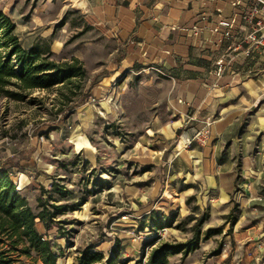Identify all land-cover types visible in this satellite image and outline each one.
<instances>
[{"label": "crops", "instance_id": "0c3cea01", "mask_svg": "<svg viewBox=\"0 0 264 264\" xmlns=\"http://www.w3.org/2000/svg\"><path fill=\"white\" fill-rule=\"evenodd\" d=\"M251 4V0H0V11L14 23L24 49L43 40L53 58L74 57L86 71L98 69L96 82H89L91 92L105 90L122 72L140 67L160 66L171 76L173 119L167 125L154 124L142 136L145 141L140 138L133 161L140 174L124 181L131 207L114 205L105 218L119 243L118 262L145 264L148 250L143 256L142 245L155 236L185 242L194 221L183 226L185 231L175 225L190 214L200 218L205 211L209 217L201 233L219 227L222 233L201 241L183 261L179 254L170 256L168 264H264V107L259 105L264 54L245 55L243 46L231 70L217 79L214 63L231 40L221 43L222 29L219 34L208 31L224 18L233 20L232 36L242 34L240 16ZM69 13L80 16V26L69 22ZM63 18L64 24L56 27ZM84 27L85 33L66 44ZM194 27L201 33L186 31ZM202 128L207 131L205 142L187 145ZM155 140H160L155 142L159 149L151 150L149 143ZM78 151L87 152L89 161V148ZM114 187L123 191L107 184L108 197L111 193L118 197ZM189 197H194L195 213L186 205ZM234 206L237 220L230 226L224 218ZM174 215L170 227L158 231L150 227L151 217L163 222ZM100 221L103 217L92 223ZM37 229L45 235L39 222ZM219 243V254L206 258ZM75 260L76 256L68 264ZM56 263L67 264L61 258Z\"/></svg>", "mask_w": 264, "mask_h": 264}, {"label": "rangeland", "instance_id": "374dc122", "mask_svg": "<svg viewBox=\"0 0 264 264\" xmlns=\"http://www.w3.org/2000/svg\"><path fill=\"white\" fill-rule=\"evenodd\" d=\"M66 18L73 25H81L80 16L74 13ZM80 49L81 46L76 51ZM92 67L86 71L83 81L82 92L86 90L83 104L77 107L69 104L64 116L57 114L61 99L55 91L32 92L24 101L0 95V169L9 170L11 181L27 199L32 212H37L36 199L41 190H50L54 181L72 191L67 200L58 204L82 202L74 212L59 217L62 223L57 226V233L53 227L48 235L54 248H60V258L67 264L77 256L75 250L85 248L91 252L99 250L105 258L111 257L112 249L119 243L105 218L113 213L114 205L131 207L132 200L124 192V181L140 174L133 166L140 138L154 124L167 125L173 119L169 105L172 80L162 67L122 72L105 90L91 92L89 82H96L98 72ZM80 100L76 98L75 103ZM259 105L264 107V100ZM156 141L160 140L149 143L153 145L151 150L159 149ZM83 147L92 153L89 161L87 152L78 151ZM94 178L120 186L123 191L118 193L119 188L114 187L118 197L113 193L108 197L107 188L91 186ZM121 196L126 199L120 201ZM188 207L192 209L193 202ZM102 217L103 221L97 225L92 223Z\"/></svg>", "mask_w": 264, "mask_h": 264}, {"label": "trees", "instance_id": "16d2710c", "mask_svg": "<svg viewBox=\"0 0 264 264\" xmlns=\"http://www.w3.org/2000/svg\"><path fill=\"white\" fill-rule=\"evenodd\" d=\"M63 18L56 27L64 24ZM88 28L73 35L66 44L85 33ZM86 80V70L82 62L77 58H70L61 62L53 59L47 43L37 41L33 46L24 49L15 33V25L11 19L0 11V95L13 101H24L27 96L36 91H55L60 97V108L57 114L64 116L68 111V105L80 106L84 102L86 90L82 92L83 81ZM81 98L77 104L76 98ZM91 186L99 189L107 187L106 182L94 178ZM94 192V191H92ZM89 193V192H87ZM72 191L64 186L52 182L50 190H41L36 199L37 212H32L27 199L17 190L10 179L7 169H0V264H57L62 255L55 251L48 235L53 227L61 225L59 217L74 212L82 202L75 204H58L67 200ZM194 201V197L186 200V205ZM234 206L225 216V224L234 225L237 216ZM198 211L194 206L192 213ZM175 215L163 222L156 216L151 217V228L155 231L170 227ZM209 214L202 212L200 218L194 214L186 216L183 221L175 225L176 229L191 221L194 223L188 229L191 237L185 242L163 241L158 236L144 242L142 245L143 256L148 250L145 264H168V258L180 255L183 261L189 254L199 248L201 241H206L222 233V227L210 228L201 233L203 223ZM41 223L45 235L37 229V223ZM65 237V236H63ZM221 249L219 243L216 248L206 255L207 257L218 255ZM119 248L115 246L111 251V257L105 258L102 253L91 252L85 248L78 251L75 264H116L118 263ZM30 261V262H28ZM124 264L125 262H119Z\"/></svg>", "mask_w": 264, "mask_h": 264}, {"label": "built area", "instance_id": "2783aa9c", "mask_svg": "<svg viewBox=\"0 0 264 264\" xmlns=\"http://www.w3.org/2000/svg\"><path fill=\"white\" fill-rule=\"evenodd\" d=\"M252 4L249 5L241 13L242 34L236 36L231 35L233 27V20L219 18L213 27L208 31L213 34L221 33V43H231L226 45L224 52L215 61L212 73L215 78H222L226 73L231 70V62L238 56V51L243 48L245 55L254 53L264 54V0H251ZM236 2L235 4H237ZM234 4V5H235ZM193 34L198 35L201 33L200 28H191ZM262 100H264V92H262ZM207 131L205 128L199 130L191 140H188L187 145L193 142L204 143L206 140Z\"/></svg>", "mask_w": 264, "mask_h": 264}]
</instances>
